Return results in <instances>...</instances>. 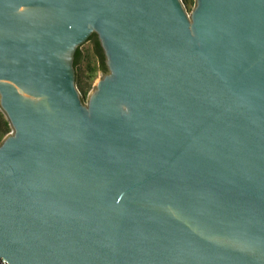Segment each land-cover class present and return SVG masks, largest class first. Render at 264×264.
Wrapping results in <instances>:
<instances>
[{
  "label": "water",
  "instance_id": "water-1",
  "mask_svg": "<svg viewBox=\"0 0 264 264\" xmlns=\"http://www.w3.org/2000/svg\"><path fill=\"white\" fill-rule=\"evenodd\" d=\"M0 110V264H264V0H0Z\"/></svg>",
  "mask_w": 264,
  "mask_h": 264
},
{
  "label": "trees",
  "instance_id": "trees-1",
  "mask_svg": "<svg viewBox=\"0 0 264 264\" xmlns=\"http://www.w3.org/2000/svg\"><path fill=\"white\" fill-rule=\"evenodd\" d=\"M183 2L187 10L191 11L194 5V0H183ZM87 42L91 43L92 51L86 52L82 50V46L79 47L75 55L74 62L76 69V85L84 101H86L88 93L92 89L98 73L106 74L108 72V68L105 63V56L98 36L93 34ZM92 56H95L96 61H92ZM83 63H86V68L82 71L80 66ZM10 131L11 128L9 122L0 110V143Z\"/></svg>",
  "mask_w": 264,
  "mask_h": 264
},
{
  "label": "rangeland",
  "instance_id": "rangeland-1",
  "mask_svg": "<svg viewBox=\"0 0 264 264\" xmlns=\"http://www.w3.org/2000/svg\"><path fill=\"white\" fill-rule=\"evenodd\" d=\"M82 50H84V51H88V52H91L92 51V47H91V43H89V42H86L85 44H83L82 45ZM91 59H92V61H96V58H95V56L93 57H91ZM80 68L82 69V71L83 70H85V68H86V63H83V64H81V66H80ZM103 77V74L102 73H98V75L96 76V80L94 81V84H93V87L95 86V84L97 83V81L99 80V79H101ZM93 87H92V89H93ZM91 89V90H92ZM90 90V91H91ZM11 133V131L9 132V134ZM9 134H7V135H9Z\"/></svg>",
  "mask_w": 264,
  "mask_h": 264
}]
</instances>
